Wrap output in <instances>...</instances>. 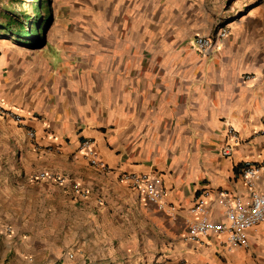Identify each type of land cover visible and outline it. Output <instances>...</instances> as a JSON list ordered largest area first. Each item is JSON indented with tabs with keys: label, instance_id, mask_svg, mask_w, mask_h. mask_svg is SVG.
I'll list each match as a JSON object with an SVG mask.
<instances>
[{
	"label": "crops",
	"instance_id": "crops-1",
	"mask_svg": "<svg viewBox=\"0 0 264 264\" xmlns=\"http://www.w3.org/2000/svg\"><path fill=\"white\" fill-rule=\"evenodd\" d=\"M95 2L92 26L74 31L85 35L76 64L21 54L0 37V104L22 116L0 115V234L12 242L33 231L25 253L48 247L61 264H264V223L247 247L188 235L201 194L217 221L219 192L251 202L242 168L264 160V0H241L208 56L193 39L221 28L209 0ZM229 124L241 142L225 156ZM87 140L105 169L85 156ZM40 171L68 180H33ZM131 174L157 175L168 208L147 201ZM74 183L89 195L77 198Z\"/></svg>",
	"mask_w": 264,
	"mask_h": 264
},
{
	"label": "built area",
	"instance_id": "built-area-1",
	"mask_svg": "<svg viewBox=\"0 0 264 264\" xmlns=\"http://www.w3.org/2000/svg\"><path fill=\"white\" fill-rule=\"evenodd\" d=\"M230 34L228 27H221L215 33L196 34L193 44L199 53L208 56ZM255 75L246 74L245 79H253ZM0 115L9 116L16 121H21L22 116L0 104ZM29 136L34 137V131H29ZM226 144L222 150L223 155L231 156L235 147L241 142L239 131L229 124L226 130ZM90 163L98 168L105 169L106 165L98 157L93 148L92 141L87 140L82 148ZM242 178L251 195V202H245L240 196L221 191L217 194L216 201L225 209V219L217 221L212 217L209 206V193L201 194L191 208V221L188 235L197 243H205L213 235L224 236L228 248L247 247L248 231L264 223V160L261 162L246 161L242 168ZM36 181H51L64 185L68 178L53 171H40L32 175ZM124 179L138 189L147 201L166 210V192L161 185L160 178L155 174L125 175ZM72 190L77 198L84 199L89 195V190L79 183H74ZM174 208V207H172ZM10 229V228H9Z\"/></svg>",
	"mask_w": 264,
	"mask_h": 264
},
{
	"label": "rangeland",
	"instance_id": "rangeland-1",
	"mask_svg": "<svg viewBox=\"0 0 264 264\" xmlns=\"http://www.w3.org/2000/svg\"><path fill=\"white\" fill-rule=\"evenodd\" d=\"M12 1L17 4L16 9L18 11H22V9L26 11L31 21V25L27 27L32 29L36 19V13L32 8L33 5H30V2L33 0H0V13L4 12L3 8ZM95 1L96 0H47L45 5L50 8L51 16L46 25H44V33H41L40 38L37 36L34 38H19L17 34L13 35L8 30L5 31L6 34L0 37L12 43L15 49L19 50L21 54L45 53L57 66L63 63L64 65H72L81 60L84 61L86 60V54H84L85 50L83 48L84 46H82V41L85 35H75L74 31L92 26L91 16H93L95 12ZM244 1L250 3L256 0ZM179 2V4H182V1ZM240 5L241 0H209V6L214 16L213 28L216 26L227 27L226 25L228 22L233 20L234 16H236ZM47 15L46 13L42 14V21H46ZM0 21H4V19L0 18ZM19 26V23L14 24V27ZM69 69L70 71H74V69ZM6 230L8 232L7 235L13 233L11 228H6ZM32 232L33 231H30L28 234L32 235ZM28 234L22 235L21 239L15 238L12 242H10L6 236L0 234V264L62 263L63 253L61 254L60 251H54L51 254L48 247L47 250L35 253L36 259L32 258L33 255L25 253L20 242L27 238Z\"/></svg>",
	"mask_w": 264,
	"mask_h": 264
},
{
	"label": "trees",
	"instance_id": "trees-1",
	"mask_svg": "<svg viewBox=\"0 0 264 264\" xmlns=\"http://www.w3.org/2000/svg\"><path fill=\"white\" fill-rule=\"evenodd\" d=\"M46 1L47 0H33L30 2V5H33L32 8L36 13V19L32 29L27 27L28 25H31V21L26 11L24 9L18 11L16 9L17 4L12 1L3 8L4 12L0 13V18L4 19V21H0V28L11 31L12 34H17V37L19 38H34L36 36L40 38L41 33H44V25H46L51 16L50 8L45 5ZM43 13L48 14L45 22L41 19ZM15 23H19L20 26L14 27Z\"/></svg>",
	"mask_w": 264,
	"mask_h": 264
}]
</instances>
